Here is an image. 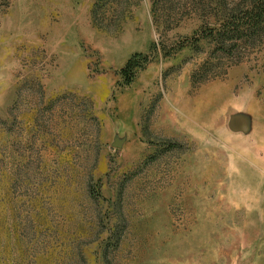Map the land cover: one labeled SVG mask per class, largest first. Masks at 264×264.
Listing matches in <instances>:
<instances>
[{
    "label": "rangeland",
    "instance_id": "obj_1",
    "mask_svg": "<svg viewBox=\"0 0 264 264\" xmlns=\"http://www.w3.org/2000/svg\"><path fill=\"white\" fill-rule=\"evenodd\" d=\"M0 264H264V0H0Z\"/></svg>",
    "mask_w": 264,
    "mask_h": 264
},
{
    "label": "trees",
    "instance_id": "obj_2",
    "mask_svg": "<svg viewBox=\"0 0 264 264\" xmlns=\"http://www.w3.org/2000/svg\"><path fill=\"white\" fill-rule=\"evenodd\" d=\"M143 55H136L133 57L129 62L126 64V66L123 69V74L127 78L128 82H131L133 80L135 69L140 66V60L139 58H142Z\"/></svg>",
    "mask_w": 264,
    "mask_h": 264
},
{
    "label": "water",
    "instance_id": "obj_3",
    "mask_svg": "<svg viewBox=\"0 0 264 264\" xmlns=\"http://www.w3.org/2000/svg\"><path fill=\"white\" fill-rule=\"evenodd\" d=\"M233 126H234V128H236V127H237V126H236V124H234Z\"/></svg>",
    "mask_w": 264,
    "mask_h": 264
}]
</instances>
